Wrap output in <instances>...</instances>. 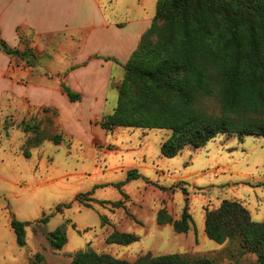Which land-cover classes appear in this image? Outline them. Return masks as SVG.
Listing matches in <instances>:
<instances>
[{
  "label": "rangeland",
  "instance_id": "374dc122",
  "mask_svg": "<svg viewBox=\"0 0 264 264\" xmlns=\"http://www.w3.org/2000/svg\"><path fill=\"white\" fill-rule=\"evenodd\" d=\"M157 1L109 0L113 10L108 8L107 18L127 23L140 17L142 7L153 17ZM21 65L28 97L37 104H54V95L42 90L54 88V71L61 64L38 55L33 63ZM35 72L47 73V80ZM124 78L123 65L111 80L104 115L117 106L116 85ZM206 105L216 107L214 102ZM63 110L62 126L54 108L26 109L16 103L0 110V264H33L37 254L46 264H70L76 252L89 247L128 261L150 253L208 258L214 264H256L257 256L245 251L240 239L224 244L210 240L205 216L228 200L242 203L254 221H264L263 136L219 135L203 148L187 146L168 158L161 148L170 130L120 127L107 133L96 118L90 121L94 114L86 105ZM38 132L46 139L28 146ZM56 135L62 136L60 145L53 141ZM132 170L139 176L129 178ZM186 207L194 220L187 234L157 223L159 210L166 209L177 220ZM45 217L49 220L44 224ZM13 219L30 222L25 246L17 243ZM58 228L68 239L61 250L48 240ZM115 230L139 240L125 246L108 244Z\"/></svg>",
  "mask_w": 264,
  "mask_h": 264
},
{
  "label": "trees",
  "instance_id": "16d2710c",
  "mask_svg": "<svg viewBox=\"0 0 264 264\" xmlns=\"http://www.w3.org/2000/svg\"><path fill=\"white\" fill-rule=\"evenodd\" d=\"M0 51L28 64L38 58L32 48L12 49L1 37ZM124 69L125 78L116 85L117 106L99 121L107 133L120 127L170 130L171 136L161 148L168 158L187 146L203 148L219 135L264 137V0H159L152 26ZM62 88L70 101L81 99L65 84ZM207 102H214L216 107L209 108ZM35 135L27 141L28 146L46 139L43 132ZM53 141L60 145L62 136H54ZM24 154L30 158L29 151ZM138 176L137 170L129 173V178ZM48 220L45 217L41 222ZM157 223L172 225L176 233L187 234L194 220L188 207L177 220L161 209ZM29 225L11 221L20 246L26 245ZM205 233L218 244L240 239L245 251L257 256L256 264H264V221H254L242 203L225 200L219 208L207 210ZM48 240L55 250L63 249L68 242L63 228L50 233ZM138 240L135 234L115 230L107 243L125 246ZM33 264H46L45 258L37 254ZM70 264L214 262L150 253L128 261L89 247L76 252Z\"/></svg>",
  "mask_w": 264,
  "mask_h": 264
},
{
  "label": "crops",
  "instance_id": "0c3cea01",
  "mask_svg": "<svg viewBox=\"0 0 264 264\" xmlns=\"http://www.w3.org/2000/svg\"><path fill=\"white\" fill-rule=\"evenodd\" d=\"M108 2L0 0V37L12 49L24 51L29 47L40 58L47 56L61 64V69L54 71V88L42 90L54 95V104H37L28 97L27 85L21 83L22 77H26L21 65L24 61L0 51V110L16 103L26 109L50 107L58 110L61 123L64 108L84 104L88 112L94 114L90 121L96 118L99 122L104 116L114 73L130 60L156 15L155 12L153 17L149 16L142 7L140 17L133 21H110L106 14L111 8ZM43 73L35 72L39 79L47 80L48 74ZM62 84L79 94L81 99L70 101ZM62 124H66L63 118ZM69 131L73 132V129Z\"/></svg>",
  "mask_w": 264,
  "mask_h": 264
}]
</instances>
